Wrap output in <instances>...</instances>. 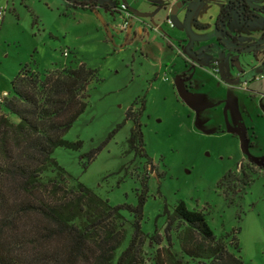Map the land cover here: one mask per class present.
I'll return each mask as SVG.
<instances>
[{
    "label": "rangeland",
    "instance_id": "rangeland-1",
    "mask_svg": "<svg viewBox=\"0 0 264 264\" xmlns=\"http://www.w3.org/2000/svg\"><path fill=\"white\" fill-rule=\"evenodd\" d=\"M72 1L87 0H0V96L10 93L23 66L38 75L80 64L94 70L86 107L63 136L80 141V148L51 154L66 186L80 182L111 206H134L146 176L140 223L146 264L166 246L163 207L171 211L178 201L201 211L215 239L244 264H264V177L231 204L215 187L241 161L264 168V11L244 24L229 10L216 31V15L229 0H93L94 11ZM121 2L130 12L126 31L120 29ZM218 69L227 79L254 71L261 78L227 85ZM141 104L143 147L152 166L127 152L132 120L125 115ZM113 131L88 162L86 154ZM50 176L47 171L42 179ZM121 215L128 237L132 218L126 210ZM155 228L159 246L149 238ZM171 242L175 257L193 264L179 252L174 232Z\"/></svg>",
    "mask_w": 264,
    "mask_h": 264
},
{
    "label": "trees",
    "instance_id": "trees-1",
    "mask_svg": "<svg viewBox=\"0 0 264 264\" xmlns=\"http://www.w3.org/2000/svg\"><path fill=\"white\" fill-rule=\"evenodd\" d=\"M71 5L87 11L96 7L93 0L72 1ZM229 10L246 24L264 11V5L257 9L245 0H229L216 15V31ZM94 77L95 71L82 64L41 75L23 66L10 81V93L0 102V264H146L143 245L147 236L140 223L147 177L140 179L134 206H111L80 182L66 186L64 170L51 157L58 147L80 148V141L63 136L83 113L86 87ZM220 77L227 82L223 74ZM142 107L126 112L125 117L132 120L127 152L152 166L140 130ZM114 131L86 154L88 162ZM236 166L237 172L226 171L215 185L227 204L241 199L256 177H264V168L257 163L241 161ZM47 171L52 176L43 180ZM121 210L132 218L128 237ZM160 216L164 217L166 246L156 248L149 264H188L171 252V232L179 252L193 264H244L215 239L201 211L189 210L178 201L171 211L163 207ZM149 238L160 245L156 228Z\"/></svg>",
    "mask_w": 264,
    "mask_h": 264
},
{
    "label": "flooded vegetation",
    "instance_id": "flooded-vegetation-1",
    "mask_svg": "<svg viewBox=\"0 0 264 264\" xmlns=\"http://www.w3.org/2000/svg\"><path fill=\"white\" fill-rule=\"evenodd\" d=\"M249 48V47H248ZM247 48V49H248ZM246 49V50H247ZM254 48L252 47V49L251 50H253ZM250 50V51H251ZM250 51H247V52H250ZM216 72L217 73H220L221 72V69H218V70H216ZM223 74V73H222ZM224 75V74H223ZM225 77V76H224ZM259 78H261V75H259L258 76V73H257V71H254V72H250L249 74H246V75H243V76H241L240 78H239V80H237V79H227L226 77H225V79L227 80V82L225 83V84H227V85H234V84H237V83H239V82H241L243 85H246L247 83L249 84V83H251V82H253L254 80H257V79H259ZM229 82H231V83H229ZM249 93V95L247 96V98H251V97H253V95H254V93L252 92V91H250V92H248ZM259 98H260V100H262L263 99V95L262 94H259Z\"/></svg>",
    "mask_w": 264,
    "mask_h": 264
},
{
    "label": "built area",
    "instance_id": "built-area-1",
    "mask_svg": "<svg viewBox=\"0 0 264 264\" xmlns=\"http://www.w3.org/2000/svg\"><path fill=\"white\" fill-rule=\"evenodd\" d=\"M118 9H119V11L124 12L123 13V23L120 26V29L123 30V31H126L128 29V27H127L128 26L127 20L130 17V12H129V10L127 9L126 5L123 2L119 3ZM166 24H167V26L169 28H172L173 27L172 22H171V20L169 18H166ZM63 55L66 56V52H63ZM5 97H6L5 94L1 95L0 96V102Z\"/></svg>",
    "mask_w": 264,
    "mask_h": 264
},
{
    "label": "water",
    "instance_id": "water-1",
    "mask_svg": "<svg viewBox=\"0 0 264 264\" xmlns=\"http://www.w3.org/2000/svg\"><path fill=\"white\" fill-rule=\"evenodd\" d=\"M252 49V47H249L248 49H247V51H250ZM220 74L222 75V73L220 72Z\"/></svg>",
    "mask_w": 264,
    "mask_h": 264
},
{
    "label": "crops",
    "instance_id": "crops-1",
    "mask_svg": "<svg viewBox=\"0 0 264 264\" xmlns=\"http://www.w3.org/2000/svg\"><path fill=\"white\" fill-rule=\"evenodd\" d=\"M69 3V2H68Z\"/></svg>",
    "mask_w": 264,
    "mask_h": 264
}]
</instances>
